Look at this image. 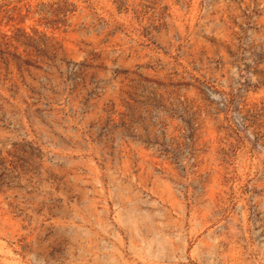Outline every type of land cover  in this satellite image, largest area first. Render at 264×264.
<instances>
[{
	"label": "rangeland",
	"instance_id": "1",
	"mask_svg": "<svg viewBox=\"0 0 264 264\" xmlns=\"http://www.w3.org/2000/svg\"><path fill=\"white\" fill-rule=\"evenodd\" d=\"M0 52V264H264V0H0Z\"/></svg>",
	"mask_w": 264,
	"mask_h": 264
},
{
	"label": "trees",
	"instance_id": "2",
	"mask_svg": "<svg viewBox=\"0 0 264 264\" xmlns=\"http://www.w3.org/2000/svg\"><path fill=\"white\" fill-rule=\"evenodd\" d=\"M0 55L5 56V54L2 53V52H0ZM1 60H2L3 62H7V59H6L5 57H1Z\"/></svg>",
	"mask_w": 264,
	"mask_h": 264
}]
</instances>
